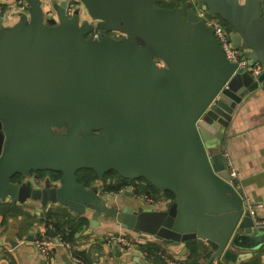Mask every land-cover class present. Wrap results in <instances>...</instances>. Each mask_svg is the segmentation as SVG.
<instances>
[{"label":"water","instance_id":"obj_1","mask_svg":"<svg viewBox=\"0 0 264 264\" xmlns=\"http://www.w3.org/2000/svg\"><path fill=\"white\" fill-rule=\"evenodd\" d=\"M79 1L67 15L66 0H26L7 27L0 12V200L89 213L87 232L102 221L167 243L201 239L211 249L203 264L252 257L264 226L227 182L218 145L234 110L264 92L262 0ZM199 9L226 24L260 72L226 59ZM93 26L125 35L94 39ZM81 168L142 179L173 200L137 206L130 193L78 181ZM16 174L24 179L12 181ZM131 260L154 264L137 251Z\"/></svg>","mask_w":264,"mask_h":264},{"label":"crops","instance_id":"obj_2","mask_svg":"<svg viewBox=\"0 0 264 264\" xmlns=\"http://www.w3.org/2000/svg\"><path fill=\"white\" fill-rule=\"evenodd\" d=\"M174 1V6L183 3V0ZM44 7L47 8V6ZM262 11L264 15V0H262ZM0 12L3 16L2 25L6 27L13 25L20 18V12L16 8L14 0H0ZM223 132L222 139H224V143L221 145L228 149L237 167L241 190L254 203L259 204L257 217L264 219V92L259 89L247 96L237 110H234V115L228 127L223 129ZM219 146L220 143L218 149ZM45 175L47 174L45 173L43 176ZM97 181L99 180L97 179L94 184L97 185ZM98 185L101 191L104 190L102 184L101 186L100 183ZM108 193L105 194L109 195L110 193ZM154 193L155 195L159 194L158 200L160 202L156 205L143 204L140 202L143 199H135V204L156 208L173 200V196L169 197L163 191ZM0 202H10L17 205L25 213V215H16L13 211L3 212L4 214L0 212V264H75L70 259L69 252L63 247H57L53 251L50 261H44L36 252L33 240H29V237L33 236L35 238L39 233V229L50 235V229L47 231V221L50 219L62 223L65 213L75 218L79 217L78 215L61 205L49 204L42 206L37 201L14 203L11 200H0ZM82 216L88 219V226L84 227L85 230L76 236L72 244L74 249L84 252V264H136L131 260V254L111 250L101 241V238L108 234H123L124 231H128L133 239L141 240L146 245L153 244L161 247L167 255L178 257L180 261L187 253V249L184 250L187 241L167 243L149 233L135 232L120 227L113 222L104 223L101 221L100 225L87 232L91 215L85 212ZM31 229L33 232H30ZM54 231L56 232L55 229ZM193 240L207 245L201 239ZM253 254L252 257L240 264H247L253 258H258L259 262L264 264V247L254 250ZM147 261L154 263V260ZM216 261L227 264L226 261L221 259H215L214 263Z\"/></svg>","mask_w":264,"mask_h":264},{"label":"built area","instance_id":"obj_3","mask_svg":"<svg viewBox=\"0 0 264 264\" xmlns=\"http://www.w3.org/2000/svg\"><path fill=\"white\" fill-rule=\"evenodd\" d=\"M16 4V8L18 11L26 12L28 8V4L26 0H14ZM48 1V0H46ZM67 1V8L66 13L67 15H72L75 8H81L82 5L79 0H66ZM200 15L204 21V23L208 26H211L213 29V34L219 41L221 48L224 52V55L227 60L234 62L236 64V68L246 69L252 75L260 72L261 66L259 64L251 63L250 60L244 55V51L232 45L228 32L226 31V24L221 20L218 19L216 16H210L206 14V11H201ZM90 22H95V19H90ZM102 29L93 26L92 29L88 32V36L98 39L102 35ZM219 151L222 155L224 168L227 172V182L235 189L241 196L242 202L244 207L249 210L250 215L254 218L256 224L264 226V219H259L257 217V210L259 208V204L254 203L246 194H243L241 190V183L238 174L237 167L235 166L228 149L220 145ZM144 182V181H143ZM146 184V182H144ZM142 185H136L134 183L124 185L119 191L121 192L122 189L129 190L133 192L134 197L137 199L145 198L146 202L149 204L156 205L160 201L153 197L147 196L145 193H141L139 191V187ZM48 229H52V225L47 226ZM101 241L108 246L109 249L119 251L120 253L131 254L135 251L139 253L141 257H148L150 259L159 258L163 261L164 264H178L180 259L178 257L167 255L162 249H158L152 251L148 248L145 242L137 239H132L126 236L125 234L116 233V234H108L101 238ZM33 244L36 252L44 261H50L53 251L57 247H63L69 252V257L75 264H83V260L78 255L72 253L74 246L71 242H68L62 238V236L56 233L54 236H50L47 234L46 231L39 229L38 235L33 239ZM141 245H144L145 248L141 249Z\"/></svg>","mask_w":264,"mask_h":264},{"label":"trees","instance_id":"obj_4","mask_svg":"<svg viewBox=\"0 0 264 264\" xmlns=\"http://www.w3.org/2000/svg\"><path fill=\"white\" fill-rule=\"evenodd\" d=\"M174 4L167 5L165 7H172ZM224 143V139L220 140V145ZM33 172V171H32ZM37 177H43V175L50 174L52 178H58L59 173L51 172V171H35L34 172ZM109 173V172H107ZM104 176H106V174ZM76 177L78 181L83 182L86 186H92L94 184V181L99 178L91 169L88 168H81L77 170ZM22 176L19 174L14 175L11 180L19 182L21 180ZM105 182V179H104ZM104 190H118V186H108V185H102ZM139 191L141 193H145L149 197L155 196L153 192H159L153 185L150 183H147L145 186L139 187ZM153 191V192H152ZM163 193L169 197H172V194L168 191H163ZM159 197L155 198L158 199ZM13 211L16 215H25V213L17 206L10 202H0V212L2 214L6 212ZM4 212V213H3ZM64 220L62 223H58L57 221L49 220L47 221L48 225H52L53 230L55 229L58 234L62 236V238L68 242L73 243L76 236L78 234H81L85 228L88 226V219L83 216H79L77 218L70 216L69 214L65 213L63 215ZM47 225V226H48ZM145 248L144 245H141V249ZM148 248L152 251L161 249L159 246H155L153 244H149ZM186 249L187 253L185 254V257L178 262V264H203L205 260L210 256L211 249L208 245L203 244L202 242H197L196 240H189L186 242ZM72 253L75 255H78L82 258L83 264L85 259L84 252L77 251L76 249L72 250ZM84 258V259H83ZM147 260H154V264H164L162 260L159 258H153L150 259L148 257H144ZM210 264H224L222 261H216L215 263L212 261ZM247 264H261L259 262L258 258H253L248 262Z\"/></svg>","mask_w":264,"mask_h":264},{"label":"flooded vegetation","instance_id":"obj_5","mask_svg":"<svg viewBox=\"0 0 264 264\" xmlns=\"http://www.w3.org/2000/svg\"><path fill=\"white\" fill-rule=\"evenodd\" d=\"M105 34H108V35H110L111 37H113V38H117V39H119V38H121V37H123L125 34L122 32V31H117V32H115L114 34H110V33H108V32H105ZM34 173V172H33ZM34 175V177L35 178H38L37 177V175L34 173L33 174ZM99 181H97L98 182V184L100 183V186H101V184L102 185H108V186H118V190H102V192H106V193H110V194H114V195H116V196H124L125 194H127V193H130V194H132L131 195V197L132 198H134V199H137L136 197H134V194H133V192H130L129 190H126V189H122V191L120 192L119 190L124 186V185H126V184H130V183H134V184H136V185H142V184H145L143 181H141V179H132V180H129V179H124V178H122V177H120L119 175H117L116 173H114V172H109V173H107L106 174V176H102V177H100V178H97ZM96 179V180H97ZM104 179H105V182H104ZM21 180H22V178H21ZM20 180V181H21ZM95 180V181H96ZM19 181V182H20ZM94 181V182H95ZM15 182H17V181H15ZM97 184V185H98ZM147 184V183H146ZM93 185H96V183L95 184H93ZM98 187H99V185H98ZM108 193V194H109ZM155 194V193H154Z\"/></svg>","mask_w":264,"mask_h":264},{"label":"rangeland","instance_id":"obj_6","mask_svg":"<svg viewBox=\"0 0 264 264\" xmlns=\"http://www.w3.org/2000/svg\"><path fill=\"white\" fill-rule=\"evenodd\" d=\"M175 1L174 0H159L158 2H157V5H159V6H167V5H170V4H172V3H174ZM206 13V12H205ZM207 14V13H206ZM218 19H220L218 16H216ZM104 32H107V31H105V30H103L102 29V33H104ZM115 32H117L116 30H111V31H108V33H110V34H114ZM58 131H62L61 129H57ZM33 172H35V171H33ZM33 172H30L29 173V175L28 176H34L33 174ZM28 177H25V179H27ZM41 178V177H40ZM42 178H44V176L42 177ZM41 178V179H42ZM24 179V177L22 178V180ZM141 181H143L142 179H141ZM157 197H159V194H157V195H155L154 196V198H157ZM160 197H162L161 195H160ZM140 202L141 203H143V204H146L147 202L145 201V200H140ZM123 234H125L126 236H128L129 238H132L130 235V233L128 232V231H124V233ZM133 239V238H132Z\"/></svg>","mask_w":264,"mask_h":264},{"label":"bare ground","instance_id":"obj_7","mask_svg":"<svg viewBox=\"0 0 264 264\" xmlns=\"http://www.w3.org/2000/svg\"><path fill=\"white\" fill-rule=\"evenodd\" d=\"M103 34H105V32H104ZM103 34H102V35H103Z\"/></svg>","mask_w":264,"mask_h":264}]
</instances>
